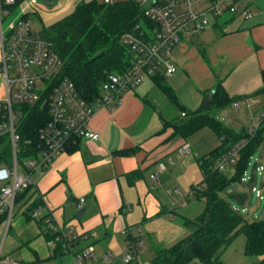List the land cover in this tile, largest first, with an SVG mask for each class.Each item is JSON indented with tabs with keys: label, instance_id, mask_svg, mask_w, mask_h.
I'll return each instance as SVG.
<instances>
[{
	"label": "crops",
	"instance_id": "1",
	"mask_svg": "<svg viewBox=\"0 0 264 264\" xmlns=\"http://www.w3.org/2000/svg\"><path fill=\"white\" fill-rule=\"evenodd\" d=\"M71 1L59 0V8L64 10ZM36 2L20 0L16 7L41 20H50L58 10L47 11ZM252 3L250 0L248 5L251 15L244 17L240 12L242 19L234 26L229 23L223 28L217 18L212 25L219 29L218 33L207 35L209 38L197 51L186 52L180 47L184 55L178 53L173 61L175 78L182 75L178 72L182 66L195 84V94L183 99L185 104L177 98L178 120L180 107L188 112L202 107L207 91L215 90L219 82L229 96L250 95L262 86L264 5ZM236 14H226L222 25L227 26ZM0 84L4 87L1 74ZM174 92L182 98L179 90ZM262 95H253L249 100ZM170 103L174 104L151 77L143 79L121 93L113 107H101L93 113L88 127L98 134L96 140L79 138L74 148L59 153L32 177L30 192L41 200L42 215L47 214L65 234L72 231L78 236L71 250L55 251L40 233L36 220L24 217L15 220L13 236L6 235L3 240L0 236L2 251L18 264H75L73 253L91 245L93 254L83 264H108L129 250L133 262L150 264L157 248L184 238L189 230L181 217L196 216L204 204L200 198L186 202L177 184L184 189L182 177L187 172L191 181L186 187L196 194L192 185L198 172L189 158L202 153L200 141L211 140V129L202 127L187 137L176 134L173 124L178 120L167 119ZM184 142L189 143V148L193 146L189 156L179 152ZM220 145L221 142L216 147ZM120 149L127 152H119ZM159 163L164 167L159 169ZM128 174H133L132 179ZM167 190L171 192L168 194ZM80 197L89 201L82 217L76 215ZM132 241L135 245L130 249ZM244 246V235H237L222 250L220 260L223 264H247ZM189 264L202 263L195 259Z\"/></svg>",
	"mask_w": 264,
	"mask_h": 264
},
{
	"label": "built area",
	"instance_id": "2",
	"mask_svg": "<svg viewBox=\"0 0 264 264\" xmlns=\"http://www.w3.org/2000/svg\"><path fill=\"white\" fill-rule=\"evenodd\" d=\"M248 1V2H247ZM35 0H30L34 3ZM114 4L129 2L139 9L140 21L122 34V41L132 52L130 66L122 72L110 73L100 82L98 94L92 101L82 98L73 82L61 73V58L54 50L52 42L33 30L29 15L19 12L3 28V16H9L16 8V0H0V74L4 84V96L0 98V236L3 240L8 233L16 207L27 209L32 199L27 201L26 190L33 186L32 172L42 170L59 153L66 151L79 138L96 140L98 134L88 127L93 113L101 107H113L121 93L133 89L143 79L155 74L170 75L175 64L170 59V51L185 35L193 34L226 14L242 12L249 17L250 0H101ZM40 103L48 111L49 119L38 128V139L33 148L21 145L17 131L20 104ZM249 106V98L233 102ZM184 116V111L180 112ZM264 113L253 116V126L249 133L260 126ZM30 144V140H26ZM245 139L235 141L217 160L216 167L224 170L236 162L239 149ZM181 155L189 152V143L179 147ZM19 156L24 158L20 161ZM264 156V155H263ZM164 164L159 163V169ZM260 170L262 166L257 167ZM154 177V174L152 175ZM261 199V190L250 187ZM168 194L171 190L166 191ZM85 202L78 200V207ZM40 205L28 210L31 218L42 216ZM44 226L56 234L47 240L51 246L60 243L63 252L71 250L76 236L72 231L65 234L48 218ZM82 237L86 234H82ZM131 246L135 244L129 242ZM140 244V243H139ZM93 254L91 245L73 253L75 264H83ZM109 255V254H108ZM108 255L106 257L108 258ZM125 263H133L132 250L122 256ZM0 264H18L2 251L0 241Z\"/></svg>",
	"mask_w": 264,
	"mask_h": 264
},
{
	"label": "trees",
	"instance_id": "3",
	"mask_svg": "<svg viewBox=\"0 0 264 264\" xmlns=\"http://www.w3.org/2000/svg\"><path fill=\"white\" fill-rule=\"evenodd\" d=\"M19 1L16 0V3ZM140 19L139 9L133 3L107 4L98 3L97 0H79L72 12L43 25L39 34L52 42L54 50L60 56L62 75L68 77L79 95L90 102L98 94L101 81L110 73L122 72L130 66L132 52L121 37ZM261 74L262 86L250 95L229 96L219 82L207 109L199 107L188 112L180 107L185 115H180L178 122L173 124L176 134L187 137L202 127H208L219 137L221 145L197 158L202 178L193 189L204 205L196 216L181 217V222L189 233L171 246L157 248L150 264H189L195 259L202 264H223L219 258L220 253L239 234L245 237V254L260 256L259 264H264V215L248 219L221 194L224 191L238 202H244L248 198V191L239 189V183L254 148L264 138V119L251 134L246 129L235 132L223 125L217 117L219 110L235 101L264 94V69ZM151 79L168 100L180 106L174 90L166 83L164 74L152 75ZM20 109L17 125L20 144L33 148L38 139V128L49 119L48 111L37 102L21 103ZM242 138L245 143L239 149L232 173L227 175L224 170L216 167V162L235 141ZM26 140H30V144ZM77 143L78 140L68 149L74 148ZM119 152L127 150L120 149ZM128 177L132 179L133 174H128ZM233 183H237L234 190H224ZM31 189L32 187L23 194L27 193V201L32 199L24 210L27 219H31L28 210L42 205L40 199L33 198ZM47 217L44 214L35 218L39 231L46 240L56 234L44 226L43 219ZM54 250L63 252L59 242Z\"/></svg>",
	"mask_w": 264,
	"mask_h": 264
},
{
	"label": "rangeland",
	"instance_id": "4",
	"mask_svg": "<svg viewBox=\"0 0 264 264\" xmlns=\"http://www.w3.org/2000/svg\"><path fill=\"white\" fill-rule=\"evenodd\" d=\"M78 1L79 0H72L70 4L67 7H65V9L63 10L61 9V7L59 8L60 6L59 0H50L48 4L45 3L43 0H37L35 5H37L40 8H44L47 11H55V9L56 10L58 9V10L56 11L55 15L51 17L50 20H41L37 15H30L29 17L31 18L32 23H33V30L36 33L40 32L43 25L48 24L54 20H57L66 14H69L70 12L73 11L75 4ZM84 1H88V0H84ZM252 1H253L252 3L253 6L256 5L260 7L264 5V0H252ZM97 2L100 3L101 0H97ZM207 3H208V0H202L200 4L207 5ZM236 13L237 14L235 15V18L231 22H228L227 26H224L225 24L222 25V21L223 19H225L227 15H223L222 17H220L218 21L221 24V26L223 28L224 27L227 28L229 27L228 26L229 23H230V26H234V24L239 22L242 19L241 16H239L240 11ZM18 14H19V10L16 7L14 10H12V13L9 16H3V28H6L8 21L18 16ZM218 31L219 29L217 27L210 24L207 27L193 34L183 36L180 39V41L172 47L170 51L171 61L172 62L175 61V57L177 56V54L182 52L180 51V47H184L186 52L197 51L198 48H200L201 46L200 44L206 42L207 38H209V37H206L207 35L210 34L211 36L213 35V33L216 35ZM180 54L184 55L183 52ZM181 67L182 66L178 68L179 70L178 72L182 74L180 78H177V77L175 78V72L172 75H165L166 83L168 85H171L174 91L175 90L180 91V93L178 94H180L182 98L177 97L178 102L180 104L185 102L183 99L189 98V96L190 98H193L192 96L195 94L194 92L195 90H193V86L195 85L194 82L190 78V75L187 74V72H185L184 70H182ZM3 89L4 87H2L0 84V96H1L0 98H2V96L4 95ZM200 97H202V91L200 92ZM169 111L170 113L168 114L167 119L175 118L174 119L175 121L178 120L179 108L176 107L175 104H171V103L169 104ZM261 113H264V95L259 96L255 99H252L249 106L242 104V102L240 103L239 107H234L233 104H230L227 107L219 110L217 112V117L220 119L222 124L225 125L226 127L232 129L235 132H241L243 129L248 130V127L253 126V120H252L253 116L259 115ZM209 131L211 133V140L209 139L203 143L200 141V145H202L200 149L203 150L201 151L202 153H199L196 155L194 154L190 156L189 158L190 162L192 163V165H194L195 169L198 172L196 176L194 175L193 177L194 181H193L192 186L198 185V183L201 181V178H202L200 169L197 164V159H196L197 156H200L202 154L205 155V153L207 154L215 150L217 148L216 144L220 143L219 138L211 130ZM192 149H193V146L191 145V147L189 148L190 152ZM263 155H264V138L254 148L248 160V163L244 169L242 181H240L239 183V189L248 191V198L244 202H238L230 194L224 191H221V194L231 204H234V206H236L241 211V213H243L245 217L248 219H252L253 217L264 215V156ZM187 156H183V157H187ZM19 159L20 161L24 160V158H22L21 156H19ZM259 166H262L263 169L260 170L259 168H257ZM232 169H233L232 166L227 165L224 168V173H226L227 175H230L232 173ZM37 171H40V170H34L32 172V177L36 176ZM182 178H183L182 183L185 185L184 189L182 188L181 185L179 184L177 185L180 188V192L184 196H186L185 201L188 202V201H193V200H196V201L199 200L197 195L192 190H190V187L189 188L186 187V185L187 184L189 185L191 181V177H188L187 172H185ZM251 186H254L255 188H258L261 190V194L263 196L261 199L256 195L255 191H252V192L250 191ZM24 217H25V213L22 211V209L19 206L16 207L14 216L10 224L11 228L10 230H8V233H7L8 237L13 236L14 234L13 225H14L15 220L19 218L24 219ZM31 220L34 221L33 218H31ZM247 259H248L247 264H259L260 256L248 255ZM108 264H127V263H125L122 260V257H117V258H114L112 261H110Z\"/></svg>",
	"mask_w": 264,
	"mask_h": 264
},
{
	"label": "water",
	"instance_id": "5",
	"mask_svg": "<svg viewBox=\"0 0 264 264\" xmlns=\"http://www.w3.org/2000/svg\"><path fill=\"white\" fill-rule=\"evenodd\" d=\"M213 93H214V90L211 89L207 91V93L205 94V98L202 103V107L204 109H207L209 107ZM236 186H237V183H233L232 185H228L227 187H225L224 190H234ZM88 205H89V201H86L84 205L78 209V211L76 212V215L78 217H82Z\"/></svg>",
	"mask_w": 264,
	"mask_h": 264
}]
</instances>
